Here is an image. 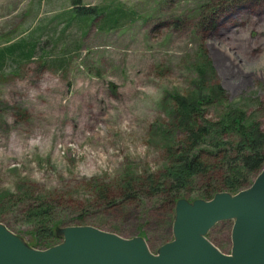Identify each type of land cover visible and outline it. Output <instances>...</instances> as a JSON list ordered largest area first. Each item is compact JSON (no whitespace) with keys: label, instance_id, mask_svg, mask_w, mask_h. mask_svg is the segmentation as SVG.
Returning a JSON list of instances; mask_svg holds the SVG:
<instances>
[{"label":"rangeland","instance_id":"obj_1","mask_svg":"<svg viewBox=\"0 0 264 264\" xmlns=\"http://www.w3.org/2000/svg\"><path fill=\"white\" fill-rule=\"evenodd\" d=\"M221 2L83 0L103 13L87 21L72 0H0L1 224L37 250L72 226L142 237L154 254L175 239L176 206L138 183H168L182 102H203L228 141L264 129V0ZM115 11L128 18L102 29ZM21 39L33 58L7 51ZM199 184L180 199L211 200ZM233 226L207 234L228 255Z\"/></svg>","mask_w":264,"mask_h":264},{"label":"water","instance_id":"obj_2","mask_svg":"<svg viewBox=\"0 0 264 264\" xmlns=\"http://www.w3.org/2000/svg\"><path fill=\"white\" fill-rule=\"evenodd\" d=\"M233 220V250L220 251L208 238L220 221ZM65 241L47 250L25 244L0 223V264H264V168L237 194L176 205L175 239L158 254L142 237L125 239L92 226H72Z\"/></svg>","mask_w":264,"mask_h":264},{"label":"trees","instance_id":"obj_3","mask_svg":"<svg viewBox=\"0 0 264 264\" xmlns=\"http://www.w3.org/2000/svg\"><path fill=\"white\" fill-rule=\"evenodd\" d=\"M221 1L219 7L226 9L228 6L234 7L236 1L243 6L242 1L245 0ZM72 2L77 8L78 15L86 18L87 21L90 17H93L92 21H95L103 16L101 10L96 7H84L83 0H72ZM118 12H112L114 15L104 20L102 29L107 26L109 28L118 27L117 25L128 18L125 14H118ZM35 49L36 44L21 39L16 46L8 48L7 51L16 52L17 56L27 60L34 57ZM3 53L4 51L0 50V56L6 57L7 55ZM182 105L187 107L183 127L185 137L179 142L178 149H172V172L165 176L168 183L156 188V184L151 185L150 180L145 181L144 184L139 182L140 190L148 189L151 197H160V200L168 201L170 206L172 204L176 206L180 198L189 193L187 190L190 187L200 185L201 182L205 187L198 197L207 199L214 198L220 191L237 194L250 187L264 168V129L260 123H253L249 126L241 125L245 129H242L241 138L228 141L224 137L227 133L226 129H223L225 133L220 137L218 133L221 130L218 129L217 133L216 125L208 121L203 102L184 101ZM227 115L232 118L235 125L241 124L232 112ZM207 157L218 160V164H209ZM133 186V183L127 185V198L136 197L132 195ZM45 212L47 211L41 210L40 214H45Z\"/></svg>","mask_w":264,"mask_h":264},{"label":"bare ground","instance_id":"obj_4","mask_svg":"<svg viewBox=\"0 0 264 264\" xmlns=\"http://www.w3.org/2000/svg\"><path fill=\"white\" fill-rule=\"evenodd\" d=\"M57 28V27H56ZM55 42V41H54Z\"/></svg>","mask_w":264,"mask_h":264}]
</instances>
